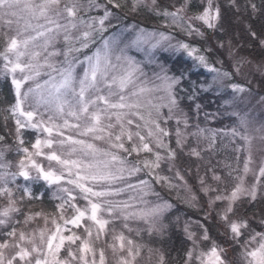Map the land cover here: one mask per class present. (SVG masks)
Returning a JSON list of instances; mask_svg holds the SVG:
<instances>
[{
  "label": "rangeland",
  "instance_id": "rangeland-1",
  "mask_svg": "<svg viewBox=\"0 0 264 264\" xmlns=\"http://www.w3.org/2000/svg\"><path fill=\"white\" fill-rule=\"evenodd\" d=\"M222 3L259 7L0 0V80L14 93L4 106L10 141L0 135V264L161 263L150 240L164 234L174 202L159 188L202 207L179 151L204 164L196 182L220 235L198 218H175L189 241L180 264H264V211L232 215L242 198H264V58L237 52L229 38L212 59L193 41L217 27ZM163 56L191 68L176 75ZM206 94L218 100L211 109L199 99ZM36 183L52 208L33 198Z\"/></svg>",
  "mask_w": 264,
  "mask_h": 264
},
{
  "label": "trees",
  "instance_id": "trees-1",
  "mask_svg": "<svg viewBox=\"0 0 264 264\" xmlns=\"http://www.w3.org/2000/svg\"><path fill=\"white\" fill-rule=\"evenodd\" d=\"M158 5L161 7L169 6L171 0H157ZM255 3L259 6L255 13L247 10H237L234 4H220L221 7V15L220 20L216 28L209 31L203 39H194L193 41L202 47H207V53L212 59H214L215 55H219L221 52L220 42L225 43L226 39H232L233 43L236 46V51L257 58H264V7L262 4L263 0H254ZM122 13V12H121ZM119 12L116 14V18L120 20ZM240 14L243 18V21H235L233 18ZM121 15V14H120ZM132 14H128L127 16ZM128 18L133 19L139 24H143L146 26L157 24L156 19L149 14H140L139 16L132 15ZM163 60L168 64L170 70L178 75L181 74L186 69L191 68V63L188 59H185L182 56H163ZM193 72V71H192ZM191 77L196 78L198 80L199 72L194 71L190 74ZM190 82L188 79L183 81V85L186 87L189 86ZM262 88H264V80L261 81ZM264 90V89H263ZM13 88L12 84L9 82L7 78H2L0 80V135L4 136V139L8 137L7 132V124L8 117L5 115L6 110L4 106L9 103V101L13 100ZM203 103V106L211 109L214 107L216 101L211 100V96L206 94L199 98ZM206 101V102H205ZM180 103L184 108H186L190 118L193 117L194 113L192 111V105L190 101H187L185 96L182 94L180 99ZM32 135L29 131L26 136ZM11 155V154H10ZM9 155V156H10ZM201 160L198 158H194L190 154L183 153L182 151L178 152L177 155V164L180 170L184 173L187 182L192 187L193 191L198 194L199 202L201 204V209L193 210L191 207H187L180 200L174 198L172 192L166 191L162 188H159L162 194H165L167 198H170L174 202V207L170 209L164 215V221L166 223V227L164 229V234L162 236H154L150 242L153 246L156 245L157 249L160 250L163 254L162 262L159 264H180V262L184 258V253L187 250L189 241L185 236L183 230L178 226L179 220L175 218H198L202 220L208 226V231L211 236L216 237L218 240L220 239V235L218 234V230L215 229L217 223L213 218H216L214 214H210V217H207V206H206V198L200 191L198 183L196 182L197 171L195 166L200 163ZM203 163H200V169H202ZM35 184V188L32 191L33 198L35 201H38L37 204L42 205L45 209L52 208L53 200L49 199L47 194L48 190L46 187L42 186V183ZM40 194V196H39ZM38 198H37V197ZM32 198V199H33ZM28 208L27 203H23L21 208ZM22 211V210H21ZM264 211V198H258L257 200H248L242 198L234 205V210L232 215L239 213L253 214L254 212ZM2 237V235H0ZM3 238V237H2ZM145 238V236H143ZM236 247V246H235Z\"/></svg>",
  "mask_w": 264,
  "mask_h": 264
}]
</instances>
